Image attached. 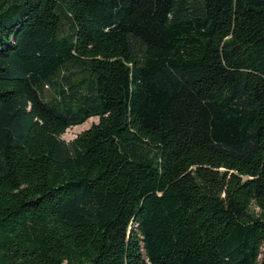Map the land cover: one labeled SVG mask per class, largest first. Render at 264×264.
I'll list each match as a JSON object with an SVG mask.
<instances>
[{
    "label": "trees",
    "instance_id": "trees-1",
    "mask_svg": "<svg viewBox=\"0 0 264 264\" xmlns=\"http://www.w3.org/2000/svg\"><path fill=\"white\" fill-rule=\"evenodd\" d=\"M0 264H264V0H0Z\"/></svg>",
    "mask_w": 264,
    "mask_h": 264
},
{
    "label": "rangeland",
    "instance_id": "rangeland-1",
    "mask_svg": "<svg viewBox=\"0 0 264 264\" xmlns=\"http://www.w3.org/2000/svg\"><path fill=\"white\" fill-rule=\"evenodd\" d=\"M98 121L97 117L89 118L87 121L80 125H76L73 127L68 128L62 135L61 138L65 141H70L73 138H75L80 132L90 127L92 123H95Z\"/></svg>",
    "mask_w": 264,
    "mask_h": 264
}]
</instances>
